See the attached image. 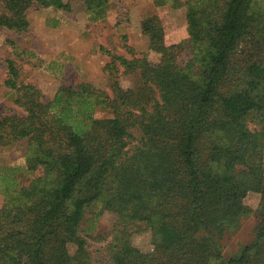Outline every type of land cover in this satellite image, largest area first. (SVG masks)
<instances>
[{"label":"trees","instance_id":"16d2710c","mask_svg":"<svg viewBox=\"0 0 264 264\" xmlns=\"http://www.w3.org/2000/svg\"><path fill=\"white\" fill-rule=\"evenodd\" d=\"M81 1L96 19L111 2ZM171 1L188 36L169 40L147 15V51L126 35V54L102 47L107 88L61 85L47 99L23 77L44 61L4 40V85L21 111L1 115L0 146L25 150L0 168V264H95L88 237L108 215L113 229L97 237L108 264H264V0ZM76 2L0 0V28L28 33L31 8ZM252 214V239L226 255L223 239ZM146 231L151 251L133 242Z\"/></svg>","mask_w":264,"mask_h":264},{"label":"rangeland","instance_id":"374dc122","mask_svg":"<svg viewBox=\"0 0 264 264\" xmlns=\"http://www.w3.org/2000/svg\"><path fill=\"white\" fill-rule=\"evenodd\" d=\"M154 1L111 0L108 14L100 19L89 14L81 0H77L71 13L53 8H31V29L28 33L17 34L0 28V117L7 112L21 111L13 101L12 90L4 85L8 72L6 59L12 56V47L4 42L5 39H13L21 48L33 51V60L39 58L44 61L38 68L33 63H27L23 77L37 84L47 99H51L61 85L76 86L83 81H90L107 88L103 67L109 55L102 47L126 54L127 49L123 44L126 35L127 43L137 51H147L149 38L141 27V21L147 15L157 13L163 18L169 40L180 41L188 36L185 9L173 7L171 0L160 6H156ZM51 62L55 63L56 71L52 72L48 68ZM96 115L109 116L110 112L99 109ZM24 150V144L0 146V168L19 162ZM259 197V194L251 193L247 201L256 207ZM3 202L4 196L1 195L0 208ZM115 219L114 215L101 217L96 230L90 232L89 248L94 253L95 264H108L104 248L107 241L97 237L109 234ZM255 223L256 217L252 214L244 219L239 229L223 239L226 255L234 254L252 239ZM133 242L144 251L153 249L150 231L135 234ZM71 249L74 251L75 247Z\"/></svg>","mask_w":264,"mask_h":264},{"label":"crops","instance_id":"0c3cea01","mask_svg":"<svg viewBox=\"0 0 264 264\" xmlns=\"http://www.w3.org/2000/svg\"><path fill=\"white\" fill-rule=\"evenodd\" d=\"M156 5V4H155ZM157 6V5H156ZM149 45V44H148Z\"/></svg>","mask_w":264,"mask_h":264}]
</instances>
